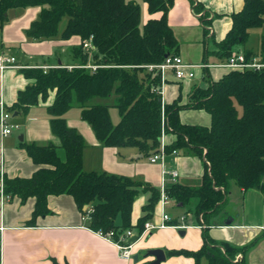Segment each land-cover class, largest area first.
Returning a JSON list of instances; mask_svg holds the SVG:
<instances>
[{
	"label": "trees",
	"instance_id": "1",
	"mask_svg": "<svg viewBox=\"0 0 264 264\" xmlns=\"http://www.w3.org/2000/svg\"><path fill=\"white\" fill-rule=\"evenodd\" d=\"M151 15L162 13L161 19L142 24L141 6L127 0H0V24L8 22L11 8L41 7L40 18L26 31L29 39L48 41L60 36V25L68 18L61 35L63 40L79 36L83 42L93 39L90 54L83 46L74 48L79 64L66 67L24 69L34 80L19 94L14 109L26 112L29 107L47 101L55 91L54 103L48 108L53 134L61 146L53 143L24 144L34 163L43 165L31 178L4 179L7 194L26 201L37 200L34 218L48 213V198L69 194L74 197L84 215H89L93 231H114L122 235L132 230L133 207L142 193H150L143 207L144 216L137 225L140 236L151 220L160 200V191L142 180L106 172L84 170V137L68 126L65 114L75 106L82 109V119L89 123L104 147L136 148L145 157L156 153L162 135V108L168 117L167 133L177 140L167 151L185 150L204 159L206 172L200 186L179 183L167 187L177 204L190 208L199 217L217 215L227 202L232 185L248 191L259 190L264 197V68L229 69L209 87L194 88L190 102L182 106L177 100L164 104L159 93L161 73H151L146 66L157 65L168 56H178L180 44L169 25L168 14L174 0H143ZM195 12L203 7L191 0ZM244 9L233 15V26L226 38L216 42L214 56L227 63L236 49L246 47L253 29L264 26V0H244ZM205 25L209 24L202 16ZM208 36V32L205 33ZM247 62L259 58L264 64V35L260 55L244 49ZM96 70L85 68L89 63ZM208 70V69H207ZM207 77V76H206ZM118 96L116 107L121 120L114 125L109 106L89 105L95 99ZM186 109L204 110L211 115L210 127L184 124L180 112ZM64 151V158L60 156ZM88 206L89 209L85 210ZM122 223L118 224V219ZM118 239V236H117ZM205 244L197 252L177 251L172 256H186L195 264H245L235 262L246 247L218 244L204 234ZM58 264V263H55Z\"/></svg>",
	"mask_w": 264,
	"mask_h": 264
},
{
	"label": "crops",
	"instance_id": "2",
	"mask_svg": "<svg viewBox=\"0 0 264 264\" xmlns=\"http://www.w3.org/2000/svg\"><path fill=\"white\" fill-rule=\"evenodd\" d=\"M127 1L141 6V26L151 19L159 20L163 16L162 13L151 15L148 4L143 0ZM194 1L204 8L201 13L195 12L196 5L191 0H174L168 14L169 25L180 44L179 56L193 64H225L214 56L217 48L213 40L219 42L226 38L233 26V15L244 9L245 1ZM41 12V7L11 8L6 13L8 22L0 24V55L14 57L17 66H20L0 70V99H3L13 112L12 123L19 126V129L7 137L2 136L0 127V264H152L156 259L148 252L157 249L163 250L166 254V260L161 264H195L191 257L172 256L170 253L201 250L205 244V233L215 243H228L237 248L246 247L245 254L239 253L241 261L244 259L245 264H264L263 194L259 190L251 189L260 193L261 196L257 195L256 198L258 201L260 199L262 205L257 202L256 211H250L245 206L253 208V204L249 203L251 197L250 200H246L251 190L244 191L235 183L221 212L207 218L203 215L198 217L194 211L188 209L179 219V216H174L170 210L175 208L184 210L182 204H177L171 198L169 204L162 208L159 200L153 217L147 222L157 228L136 241L131 262L123 260L114 244L104 240L89 228V216L83 214L73 196L69 194L50 196L48 213L34 218L36 198L30 197L22 201L21 198L5 192L6 177L31 178L44 167L34 163L24 144L53 143L61 146V140L52 132L51 116L48 111L54 103L55 91L50 92L47 101L41 100L38 105L29 107L26 112L14 109L19 94L35 82L28 79L23 70H48L58 67L70 69L79 64L73 51L74 48L82 46V38L79 36H73L68 40L61 38L68 18L62 21L60 36L57 39L35 41L27 37L26 31L40 18ZM202 16L208 17L205 19L209 24L205 25ZM206 31L208 36L205 35ZM243 50V47L236 49L237 52ZM253 52L260 55V52ZM228 72L229 68L213 67L198 70L192 80L178 81L174 74L168 71L163 78V101L165 104H172L178 100L180 105L185 106L190 102L194 88L209 87L208 73L212 80L217 81ZM102 103V100L96 99L89 105ZM75 108L80 110V116L71 112ZM72 109L65 114V118L68 126L76 129L85 139L86 148L83 153L85 171L106 172L142 180L160 191L163 185V170L167 168L179 172L177 181L168 182L167 187L173 183L191 187L202 184L206 172L203 158L185 150H177V155L168 152L164 163L152 164L148 157L136 148L104 147L98 141L91 125L82 119V109L79 106ZM180 118L182 123L188 125L210 127L212 124L211 115L204 110H182ZM176 140L175 134H167V148ZM198 178L201 180L200 183H192ZM149 199L150 193H142L134 204L132 230L135 234L138 232V222L144 216L143 207ZM229 204H238L242 209L232 211L227 208ZM164 211L171 218L166 223L163 220ZM117 222L122 223L120 218ZM162 225L164 227H161ZM179 226L186 228L180 229ZM135 256L138 257V261H135Z\"/></svg>",
	"mask_w": 264,
	"mask_h": 264
},
{
	"label": "built area",
	"instance_id": "3",
	"mask_svg": "<svg viewBox=\"0 0 264 264\" xmlns=\"http://www.w3.org/2000/svg\"><path fill=\"white\" fill-rule=\"evenodd\" d=\"M93 39L94 37L91 36L90 39L84 41L82 44L84 50L88 53L89 52L91 53L94 50ZM84 67L93 70H96L98 68L96 65H93L92 63ZM213 67H225L229 69H240V70H245V69L261 70L264 68V64H262L260 60L257 58H255L252 62H247L246 56L243 52H236L233 54V56L230 58V60L227 63L221 65H209L207 63H203V64L188 63L181 56L178 55V56H168L165 59V61L161 64L146 66V68L153 74L161 73L162 80L164 78L165 73L171 71L178 81L192 80L196 77L198 70H207ZM9 68H20V66H17L16 59L14 57L0 55V70L4 71ZM72 68L73 67H71L70 69ZM159 93L162 95V88L159 90ZM12 119H13V112L8 108L5 101L3 99H0V127H1L2 136L7 137L11 135L15 130L19 129L18 125L12 123ZM167 126H168V117L166 116L165 105H164L162 108V135L160 139V147L156 153L148 157L149 162L152 164H156L159 162L164 163L165 158L168 155L166 136L169 133H167V128H168ZM172 154L177 155L178 151L173 150ZM178 177H179L178 171L164 168L163 185L160 190V205L162 206V208H165L171 201V198L167 191L168 182L170 181L176 182ZM170 219H171L170 216L164 211L163 214L164 222L166 223L170 221ZM161 227H164V225H162ZM156 228L157 227L152 225L150 222L146 223L143 233L140 236L138 235V238L140 239L148 232ZM178 228L183 229L186 227L179 226ZM262 229H264V227ZM95 232L104 240L114 244L119 250L120 256L123 260L128 262L133 261L134 248L137 243L131 241L133 237L137 236V234H135L133 230H128L122 235H117L114 231H109V232L95 231ZM240 260H241L240 258H237L236 262H239Z\"/></svg>",
	"mask_w": 264,
	"mask_h": 264
},
{
	"label": "rangeland",
	"instance_id": "4",
	"mask_svg": "<svg viewBox=\"0 0 264 264\" xmlns=\"http://www.w3.org/2000/svg\"><path fill=\"white\" fill-rule=\"evenodd\" d=\"M65 19L63 21H65ZM263 35H264V27L263 28L253 29L251 31L250 40H249L248 44L246 45V47H243V49H252L253 51H255L257 53L261 52V40H262V36ZM240 48H242V47L239 46L237 49H240ZM92 53L93 52H91V53L89 52L90 57H91ZM210 56H211V59H213L212 55H210ZM117 99H118V96L115 93H113L109 98H99V99H97V100H102V102H103L102 105L109 106L111 119H112V122H113L114 125L119 124V122L121 120V117H120V114H119V110L116 107ZM71 112L76 113V115L80 116V110L77 109V108L72 109ZM60 154H61L62 157H64V151L63 150L60 151ZM200 182H201V180L198 178L197 180H195L192 183L197 184V183H200ZM239 195L242 197V193H240ZM257 195L261 196L258 191H252L251 190V191L248 192V198H246V200L247 199L250 200L249 197H251V200L249 201V203H251V205L253 204V208L248 206V205H246L245 206L246 209H248L250 211H256L257 202H258V204L260 206L262 205L260 199H259V201L257 200V198H256ZM169 208H170V206H169ZM227 208L232 210V211H240V208L242 209V207L240 205H238V204H229ZM181 209L180 208L179 209H177V208L171 209L170 212L174 216H179L178 218L180 219V216L184 215V212H187L188 209H190V208L185 207L184 210H181ZM238 255L239 256H237L236 259L237 258L241 259V255L240 254H238Z\"/></svg>",
	"mask_w": 264,
	"mask_h": 264
},
{
	"label": "water",
	"instance_id": "5",
	"mask_svg": "<svg viewBox=\"0 0 264 264\" xmlns=\"http://www.w3.org/2000/svg\"><path fill=\"white\" fill-rule=\"evenodd\" d=\"M22 140V138H21ZM88 206L85 207V210L87 209ZM182 235H184V232H182ZM138 236H135L132 238V242H136L138 241ZM149 255L154 256L155 257V261L152 264H161L162 262H164L166 260V254L164 253L163 250L157 249V250H150ZM135 261H138V257L135 256Z\"/></svg>",
	"mask_w": 264,
	"mask_h": 264
}]
</instances>
